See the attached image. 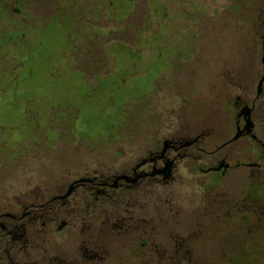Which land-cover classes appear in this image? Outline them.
I'll return each mask as SVG.
<instances>
[{
  "label": "rangeland",
  "instance_id": "1",
  "mask_svg": "<svg viewBox=\"0 0 264 264\" xmlns=\"http://www.w3.org/2000/svg\"><path fill=\"white\" fill-rule=\"evenodd\" d=\"M263 33L264 0H0V213L72 177L130 168L183 131L205 133L202 147L215 150L234 134L238 86L255 93L245 72L261 61ZM252 149L241 140L218 156ZM200 156L208 167L213 156ZM239 173L212 184L183 165L167 186L131 190L134 214L150 224L102 240L103 264H148L178 238L190 253L181 264H264V202L250 195L264 181ZM217 192L245 196L244 229L212 222ZM99 236L88 232L89 246ZM81 237L48 233L44 248L79 257ZM243 242L253 259L228 260Z\"/></svg>",
  "mask_w": 264,
  "mask_h": 264
},
{
  "label": "flooded vegetation",
  "instance_id": "2",
  "mask_svg": "<svg viewBox=\"0 0 264 264\" xmlns=\"http://www.w3.org/2000/svg\"><path fill=\"white\" fill-rule=\"evenodd\" d=\"M262 39L261 61L254 72L247 73L252 78L254 88L238 86L234 98L229 99L227 113L232 117L234 134L227 141L217 146L215 150L207 151L202 147L206 140L205 133L195 130L183 131L162 141L161 147L150 150L145 156L121 172L115 174H84L72 177L63 188L50 198L43 199L32 195L25 201H19L17 208L0 213V264H103L109 259L111 252L107 246V239L113 238L115 232H130V227L149 225L143 222L134 213L130 205L131 190L147 185L167 186L174 180L176 170L185 165L191 173L209 175L214 181L229 174L231 170L241 171L242 176L264 181V113L258 112V106L264 99V33ZM250 68V67H249ZM249 75V76H248ZM234 78L229 83L234 84ZM249 128L246 129V126ZM186 130V129H185ZM242 132L238 139L235 135ZM248 140L252 143V156L247 152H240L238 156L228 151L223 156L218 153L231 145ZM169 141L164 150V142ZM200 154L213 156L209 166ZM171 162V177L164 178L160 171ZM221 166V167H220ZM127 175L129 179H118ZM250 195H258L264 202V193L254 190ZM226 195L216 193L212 196L210 212L211 220L222 226L236 225L244 229L248 213L245 196L238 201L225 198ZM216 207V209H215ZM257 210L256 208L254 209ZM99 230V238L88 244V232ZM64 231L78 232L82 235L79 242V257L69 258L68 255L53 246L50 251L44 248L45 236L48 233H61ZM92 235V234H91ZM103 235V236H102ZM144 245V244H143ZM243 248L244 253L237 249ZM149 254L148 264H181L188 260L189 251L181 239H177L174 248L168 252L166 247L158 246ZM236 253H230L228 260L242 261L253 259L252 253L241 243ZM107 252V253H106ZM104 254V256H102ZM227 255V253H225Z\"/></svg>",
  "mask_w": 264,
  "mask_h": 264
},
{
  "label": "water",
  "instance_id": "3",
  "mask_svg": "<svg viewBox=\"0 0 264 264\" xmlns=\"http://www.w3.org/2000/svg\"><path fill=\"white\" fill-rule=\"evenodd\" d=\"M249 128V126L247 125L246 126V129ZM242 132H238L235 137H234V140L235 139H238L240 137ZM169 141H165L164 142V150L167 148V145H168ZM221 167V166H220ZM161 173H164V178L165 179H170L171 177V162L167 163L166 166L160 171ZM129 179V177L127 175H121L118 177V179Z\"/></svg>",
  "mask_w": 264,
  "mask_h": 264
}]
</instances>
